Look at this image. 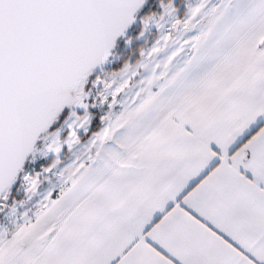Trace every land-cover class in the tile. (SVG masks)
<instances>
[{
    "label": "snow or ice",
    "instance_id": "6c2138e0",
    "mask_svg": "<svg viewBox=\"0 0 264 264\" xmlns=\"http://www.w3.org/2000/svg\"><path fill=\"white\" fill-rule=\"evenodd\" d=\"M0 264H264V0H0Z\"/></svg>",
    "mask_w": 264,
    "mask_h": 264
}]
</instances>
